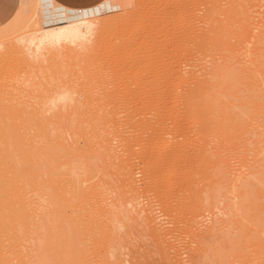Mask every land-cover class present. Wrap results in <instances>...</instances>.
<instances>
[{
	"label": "rangeland",
	"instance_id": "rangeland-1",
	"mask_svg": "<svg viewBox=\"0 0 264 264\" xmlns=\"http://www.w3.org/2000/svg\"><path fill=\"white\" fill-rule=\"evenodd\" d=\"M105 1H0V264H264V0Z\"/></svg>",
	"mask_w": 264,
	"mask_h": 264
},
{
	"label": "crops",
	"instance_id": "crops-1",
	"mask_svg": "<svg viewBox=\"0 0 264 264\" xmlns=\"http://www.w3.org/2000/svg\"><path fill=\"white\" fill-rule=\"evenodd\" d=\"M40 2L43 23L46 25L64 24L69 20L68 17L78 13L85 12L93 16L110 8V4L105 0H40Z\"/></svg>",
	"mask_w": 264,
	"mask_h": 264
},
{
	"label": "bare ground",
	"instance_id": "bare-ground-1",
	"mask_svg": "<svg viewBox=\"0 0 264 264\" xmlns=\"http://www.w3.org/2000/svg\"><path fill=\"white\" fill-rule=\"evenodd\" d=\"M70 11H72V10H70ZM69 14H72V13H69ZM89 13H85V12H81V13H78V14H76V15H73L72 17H68V19L69 20H72V21H77V20H80V19H82V18H84V17H86L87 15H88ZM80 34H82V32L80 33V29H73V30H68V32H65V33H63L62 35H63V37H67V38H69L70 40L72 39H75V38H77V37H80ZM56 38H59V37H50V36H48V35H40V36H38V37H36V38H34L35 40V42L37 43V45H39V44H44V43H51V42H53L54 40H57ZM0 164H2L1 162H0ZM2 166V165H1ZM13 166V165H12ZM11 170V169H10ZM2 171H4V170H2ZM13 171H14V169H13ZM15 172V171H14ZM14 172H13V176H14ZM17 172V171H16ZM15 172V173H16ZM10 173H11V171L10 172H8V174H9V176H10ZM8 174H6V175H8ZM2 176V175H1ZM16 176H17V173H16ZM16 176H14V177H16ZM8 177V176H7ZM11 177V176H10ZM12 178V177H11ZM5 179V178H4ZM16 179V178H15ZM13 180V179H12ZM17 180H18V178H17ZM16 180V181H17ZM13 181H15V180H13ZM15 181V182H16ZM4 184L3 185H5V183H7V182H3ZM10 183V182H9ZM7 185H9V184H7ZM6 185V186H7ZM13 185V184H12ZM4 187V186H3ZM13 187H15L16 188V186H15V184H14V186ZM8 188V187H7ZM14 188V189H15ZM6 189V188H5ZM8 189H11V185H10V188H8ZM13 189V188H12ZM3 190V189H2ZM9 191L10 190H8V193H9ZM13 191H17V190H13ZM18 191H19V189H18ZM7 192V191H6ZM11 192H12V190H11ZM15 193V192H14ZM18 193V192H17ZM4 195H7V194H4ZM18 195H21V194H19L18 193ZM7 196H9V195H7ZM25 196V195H24ZM6 197V196H5ZM12 197V196H11ZM16 197H17V195H16ZM16 197H14V198H16ZM20 197H22V196H20ZM10 199V198H9ZM8 200V199H7ZM8 201H10V200H8ZM18 202V201H17ZM16 203V202H15ZM14 203V204H15ZM9 204H11V203H9ZM5 205V204H4ZM6 205H8L7 203H6ZM14 206V205H13ZM5 209V208H4ZM9 210V209H8ZM10 211V210H9ZM5 212H7L6 210H5ZM3 214H5V213H3ZM3 214H1V215H3ZM10 214V213H9ZM6 215H7V213H6ZM4 216V215H3ZM1 218V217H0ZM4 218V217H3ZM4 220H6L5 221V223L7 222V219H4ZM4 220L2 221V220H0V221H2V222H4ZM5 225V224H4ZM1 227H4V226H1ZM0 227V228H1ZM1 229H3V228H1ZM15 235V234H14ZM14 237V236H13ZM12 239V238H11ZM10 241V240H9ZM13 242V241H12ZM15 242V241H14ZM2 243H3V241H2ZM2 243H0V245L2 244ZM5 243H7V245H8V242H6L5 241ZM6 244H5V246H7ZM10 245V244H9ZM8 245V246H9ZM11 247V246H10ZM5 248H7V247H5ZM13 250V249H12ZM14 251V250H13ZM12 251V252H13ZM10 253V255H11V252H9ZM13 254H14V252H13ZM12 254V255H13ZM16 254V253H15ZM1 256V255H0ZM9 256V255H8ZM3 257H4V255H3ZM12 257V256H11ZM11 257H9V258H11ZM1 259V258H0ZM3 261V260H2ZM4 262H2V264H3ZM7 263V262H6ZM9 264V263H8Z\"/></svg>",
	"mask_w": 264,
	"mask_h": 264
}]
</instances>
